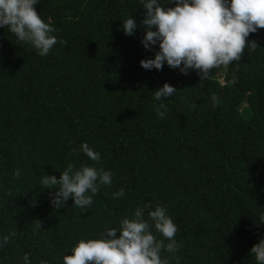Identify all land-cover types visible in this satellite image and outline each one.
Here are the masks:
<instances>
[{
	"label": "trees",
	"instance_id": "16d2710c",
	"mask_svg": "<svg viewBox=\"0 0 264 264\" xmlns=\"http://www.w3.org/2000/svg\"><path fill=\"white\" fill-rule=\"evenodd\" d=\"M35 7L55 28L48 56L0 28V236H10L0 264H23L26 253L32 264H63L81 239L100 238L148 203L166 207L178 227L179 251L161 254L169 264L176 257L256 264L250 249L264 238V28L246 38L255 49L201 81L196 71L140 66L159 50L141 44L142 0ZM132 16L141 28L127 36L122 24ZM166 82L177 92L165 98V111L153 97ZM84 142L99 163L80 151ZM70 164L113 173L89 209L70 198L57 210L53 190L41 184ZM120 189L125 196L113 199Z\"/></svg>",
	"mask_w": 264,
	"mask_h": 264
},
{
	"label": "clouds",
	"instance_id": "9594fccd",
	"mask_svg": "<svg viewBox=\"0 0 264 264\" xmlns=\"http://www.w3.org/2000/svg\"><path fill=\"white\" fill-rule=\"evenodd\" d=\"M40 0H0V28H7L15 37L31 45L41 57L49 55L57 44L53 35L55 28L45 23L36 11ZM171 7H165V4ZM145 18L142 22L144 35L141 44L152 51L158 45L154 58L142 59L140 66L148 71H161L165 64L188 75L196 71L201 81L207 79L210 71L240 61L249 45L257 44L246 38L258 29L264 28V0H142ZM141 25L132 17L123 21L122 29L132 36ZM177 90L169 83L154 91V100L165 108V98L174 97ZM213 106L217 97H211ZM161 118L165 112L157 109ZM80 151L88 159L99 163L101 155L87 142L80 145ZM14 176L19 178L17 169ZM113 173L102 167L73 165L60 172V178L44 174L41 184L44 189L53 190L50 203L57 210L64 208L71 198L73 206L89 209L101 186L112 184ZM124 189L113 194V199L123 198ZM35 206L36 201H32ZM38 228L41 224L38 221ZM162 235L157 239L153 234ZM177 225L166 207L151 203L138 207L132 217L125 216L118 228H107L98 239H81L63 257V264H169L162 258V252L177 253L181 247L176 240ZM119 233V236H117ZM10 236H0V249L9 242ZM167 240V244H165ZM256 264H264V238L250 249ZM23 264H32L30 254L23 256ZM40 264H48L41 261ZM176 264H180L176 257Z\"/></svg>",
	"mask_w": 264,
	"mask_h": 264
},
{
	"label": "rangeland",
	"instance_id": "374dc122",
	"mask_svg": "<svg viewBox=\"0 0 264 264\" xmlns=\"http://www.w3.org/2000/svg\"><path fill=\"white\" fill-rule=\"evenodd\" d=\"M221 73H222V69H221V70H219V73H218V75H220V76H221Z\"/></svg>",
	"mask_w": 264,
	"mask_h": 264
}]
</instances>
